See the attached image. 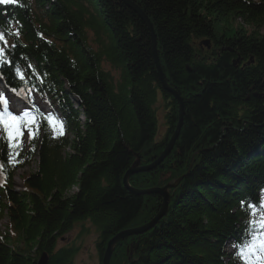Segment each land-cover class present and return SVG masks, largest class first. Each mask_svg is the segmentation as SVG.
<instances>
[{
    "label": "trees",
    "instance_id": "1",
    "mask_svg": "<svg viewBox=\"0 0 264 264\" xmlns=\"http://www.w3.org/2000/svg\"><path fill=\"white\" fill-rule=\"evenodd\" d=\"M128 1L152 25L182 118L163 159L127 182L133 162L157 159L178 122L143 20L123 0L0 4L7 41L0 47L13 62L0 76L11 89L33 87L57 104L65 134L53 138L40 124V142L13 150L18 157L0 140V264H39L42 254L45 264H71L74 248L56 242L85 220L96 227L101 260L110 238L160 208L158 194L132 190L178 178L165 215L120 240L110 264H241L235 253L251 219L247 205L264 200V0ZM201 40L210 43L207 54L196 47ZM17 64L26 81L15 78ZM33 157L26 190L17 191L12 170Z\"/></svg>",
    "mask_w": 264,
    "mask_h": 264
},
{
    "label": "snow or ice",
    "instance_id": "2",
    "mask_svg": "<svg viewBox=\"0 0 264 264\" xmlns=\"http://www.w3.org/2000/svg\"><path fill=\"white\" fill-rule=\"evenodd\" d=\"M16 0H0V4L15 3ZM11 35L19 36V30ZM0 40H4V33L0 30ZM5 46L7 41L4 40ZM14 47V46H13ZM5 48H0V68L5 65L13 66V62L4 56ZM31 68V65H29ZM15 78L20 81H26V76L20 66H14ZM46 75V74H45ZM2 79V76H0ZM40 83H43V77H40ZM11 93L19 94V89H9ZM29 97H22L25 104L23 111H18L15 107H9L10 97L5 91L0 90V139H3L13 155L19 156V152L13 151L23 148V138L27 133L30 140H35L39 133V125L46 122L52 131L53 138H58L64 134V120L58 113H42L39 106L33 103L27 104ZM34 150V149H33ZM11 160V156L6 157ZM14 166V165H13ZM3 165L0 164V170ZM244 206V202H242ZM251 219L247 222V231L243 234L240 242L237 244L236 256L240 258L241 264H264V200L259 204L249 203L247 205Z\"/></svg>",
    "mask_w": 264,
    "mask_h": 264
},
{
    "label": "rangeland",
    "instance_id": "3",
    "mask_svg": "<svg viewBox=\"0 0 264 264\" xmlns=\"http://www.w3.org/2000/svg\"><path fill=\"white\" fill-rule=\"evenodd\" d=\"M263 32H264V30H263ZM196 43H197L196 47L197 48L199 47L201 54H207L208 51L211 49L209 47V44H210L209 41L204 43V40L203 41L201 40V42L197 41ZM102 68H104L105 70H108V71L111 70V68L108 67V65H105ZM5 94L8 97H10V104L9 105H12L14 102L13 96H11L7 93H5ZM32 95H34V94H32ZM36 101L38 102V104H41V106L43 108H45V109L47 108V106L43 102H41V100L37 99ZM163 111L164 110L162 108V105L159 102V104H157V108H156V113L158 116V128H159L158 134H160L162 129H163V127H162V113H163ZM35 160L36 159L33 158L32 161L28 165H26L20 169L15 170L14 175H13V182H14V185L17 189H22V181H21L22 177L25 175H28V173L32 172L35 169ZM136 161L138 162V165H137L138 167L146 166V165H149L152 163V162L140 163L139 160H136ZM136 161H134V162H136ZM136 173H139V172H136ZM155 187H160V186H150V187H146V188H142V189H149V188H155ZM136 189L139 190L141 188H136ZM74 190L75 189L72 188L71 192ZM153 218H154V215L147 222H149ZM5 224H6V220H3V221L1 220L0 231L4 230ZM154 225L152 227H154ZM151 228H149V229H151ZM149 229H147L146 231H148ZM140 234H142V233H140ZM140 234H134V235H140ZM134 235H130V236H134ZM130 236H127V237L123 238L122 240H125ZM119 241H120V239H119ZM119 241H117L113 245L108 264H110L111 255L113 254V250ZM97 243H98V233L96 231V227L90 221L85 220V221L77 222L76 224L73 225V227L70 229V231L68 233H66L62 237H59L57 242H56V248H60V247H73L74 248L75 251H74V254H73L72 259H71V264H101V260L99 259V251H98ZM105 249H106V247H105ZM105 249H104V251H105ZM228 250H229V248H228ZM101 259H102V257H101ZM46 261H47V256H46Z\"/></svg>",
    "mask_w": 264,
    "mask_h": 264
},
{
    "label": "water",
    "instance_id": "4",
    "mask_svg": "<svg viewBox=\"0 0 264 264\" xmlns=\"http://www.w3.org/2000/svg\"><path fill=\"white\" fill-rule=\"evenodd\" d=\"M129 7H131L137 14L138 16L143 20V22L145 23L150 35H151V40H152V53H153V58H154V63H155V67L157 69V75L159 77V80L161 82V85L163 87V89H165L166 91H168L170 94H172L178 102V106H179V111H178V122L176 124V128L175 131L173 133V135L171 136L167 146L165 147V149L162 151V153L159 155V157L157 159H155L151 164L146 165V166H142V167H138V162H134L133 165L129 168V170L126 172V174L124 175L123 180L127 182L128 177L136 172H141V171H145L150 169L151 167H153L154 165H156L157 163H159L163 157L166 155V153L169 151V149L171 148V145L173 143V140L178 132V129L180 127L181 124V118H182V103L181 100L179 98V96L177 95V93L171 89L163 80L162 77V72L159 66V62L157 59V54L155 52L154 49V32H153V28L152 25L149 21V19L144 15L143 12H141V10L134 4H132L131 2H129L128 0H123ZM207 41H204V43H206ZM178 178L177 180H175L173 183L167 184L165 186H161V187H155V188H149V189H134L132 190L133 193L135 194H143V193H156L159 194V196L161 197V204H160V208L158 210V212L156 213V215L154 216V218L152 220H150L147 223H144L142 225L136 226V227H132V228H128L125 229L123 231H121L120 233H118L117 235L113 236L112 238H110L106 244V249L103 253L102 259H101V264H108L109 258H110V254H111V250L113 248V245L120 240H122L123 238L130 236V235H134V234H140L145 232L147 229L151 228L160 217H162L163 215H165L166 211H167V206H168V201H169V193H168V188L174 187L178 182H179ZM46 263V255L42 254L40 259H39V264H45Z\"/></svg>",
    "mask_w": 264,
    "mask_h": 264
},
{
    "label": "bare ground",
    "instance_id": "5",
    "mask_svg": "<svg viewBox=\"0 0 264 264\" xmlns=\"http://www.w3.org/2000/svg\"><path fill=\"white\" fill-rule=\"evenodd\" d=\"M4 56H5V55H4ZM40 64H43V62H41ZM6 68H9V67H2V68H0V70H1V71L7 70ZM0 84H2V85L5 87L4 79H3V78L0 79ZM167 184H169V183H166V184H164V185H162V186H165V185H167ZM261 198H262L261 196L258 197L259 200H260ZM259 200H258V201H259Z\"/></svg>",
    "mask_w": 264,
    "mask_h": 264
}]
</instances>
